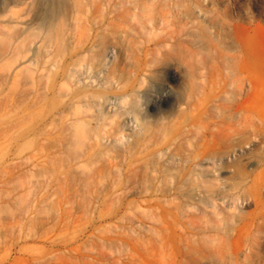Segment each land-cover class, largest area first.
Here are the masks:
<instances>
[{"label": "rangeland", "instance_id": "rangeland-1", "mask_svg": "<svg viewBox=\"0 0 264 264\" xmlns=\"http://www.w3.org/2000/svg\"><path fill=\"white\" fill-rule=\"evenodd\" d=\"M37 1L0 0V264H264V0Z\"/></svg>", "mask_w": 264, "mask_h": 264}, {"label": "bare ground", "instance_id": "bare-ground-1", "mask_svg": "<svg viewBox=\"0 0 264 264\" xmlns=\"http://www.w3.org/2000/svg\"><path fill=\"white\" fill-rule=\"evenodd\" d=\"M25 1L26 0H1V2H4L5 4L10 2L16 5L22 4ZM36 4H38L37 8L38 11L40 12V14H38V17L41 18L42 24H44L46 28H50V29L51 28L53 29L55 26H57L55 25L56 23L59 24L58 22L60 21L62 22L61 19L64 17L66 18L67 13L71 11L70 9L72 8L70 7V4H68L66 0H38ZM15 11H13L14 14L17 13Z\"/></svg>", "mask_w": 264, "mask_h": 264}]
</instances>
